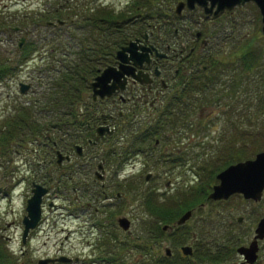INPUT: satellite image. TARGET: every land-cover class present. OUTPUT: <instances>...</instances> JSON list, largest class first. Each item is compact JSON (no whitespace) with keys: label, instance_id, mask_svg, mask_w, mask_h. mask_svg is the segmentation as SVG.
I'll return each instance as SVG.
<instances>
[{"label":"rangeland","instance_id":"1","mask_svg":"<svg viewBox=\"0 0 264 264\" xmlns=\"http://www.w3.org/2000/svg\"><path fill=\"white\" fill-rule=\"evenodd\" d=\"M62 1L0 0V67L19 65L15 72L9 74V72H12L9 71L0 75V123L3 121L5 115L11 113L9 111L15 109L14 105L31 103L33 99L38 98L42 94L45 85L48 84L47 81L50 78L39 71V66L43 62V59L39 60V55H46L48 45L40 48L37 47V49H29L28 45H26L33 35L36 36L38 33L45 32V28L34 26L36 21L34 18L36 17H32V21L29 16H34L39 11H43L44 8L50 9L52 12V8L56 6L55 3H58L59 6ZM130 1L95 0L96 3H104L106 6L112 7L115 12L123 9L127 5V2ZM177 1L167 0L170 3L169 10H171V7L173 10L175 9ZM58 11L60 13L54 12L58 16H50L49 19L55 18L62 24L65 20L61 16L65 15L61 8ZM232 11V14L223 12L215 19H212V21H209V23L207 22V26L212 25L210 28L215 30L213 34L216 35L212 37L213 46L210 48L211 52L223 48L225 51L215 53L214 55L219 59L223 54L227 53L229 56L222 57L226 59L232 55L239 54L248 46L256 47V50L262 57L260 62H263L264 37L261 31L260 12L257 6L252 2H248L241 9L234 7ZM183 12L185 15V13H189V9H184ZM195 12H198V10H195ZM171 13L174 12L171 11ZM225 17L235 21V29L229 28L219 33V28L213 27V23L218 20L216 25H222L224 24L223 20H225ZM10 19H14L15 21H11ZM173 20L177 24L183 18L176 19L173 14ZM21 21L24 24L21 25L19 23ZM74 21L77 23L78 19ZM14 23L23 28L13 29ZM68 25L70 26L69 23H65L64 27H68ZM75 27V30H73L75 35L80 36L79 31L83 28ZM85 29L87 28L85 27ZM238 31L240 35L236 36L235 34ZM65 32L66 34L64 35L69 39L71 31L69 32V29L66 28ZM20 37H23L24 40L23 45L18 47V42L22 39ZM77 48L76 44L73 47L68 46L64 53L66 55H73L74 50ZM259 48L260 50H258ZM21 56H26V58L21 60ZM236 63L239 65L238 60ZM48 72L50 73V71ZM31 78L34 81L39 79L40 82L37 80L38 82L32 85L31 89L29 88V90L21 93L18 89V81L22 80L27 83ZM221 103L208 102L207 105L201 106V108H196V106V109L190 110L187 126L178 127L177 125L176 129L172 128L169 130V138H163L160 145L167 152L169 151V155L167 154L169 157L168 163L159 162L160 160H157L154 155H150L149 158L145 157L143 156L144 151L137 154L134 160L135 166L127 168L124 174L127 175L134 186L137 185L139 187H132L131 190H128L129 188L126 185V187L120 188L123 192L122 205L118 206L115 204L109 206L110 217L105 221L107 223L101 229L93 226L92 222L94 221L88 219L87 211H76L72 208V202H75L72 189L73 183L68 180L67 176H64L72 172L71 168H67V166L58 168L55 163H48L39 172L38 168L34 165L39 156L36 155L34 157L30 155L31 164L26 165L23 158L25 150L21 148L10 154L8 162L4 156H0V263L37 264L39 258L48 257L54 258V260H50L45 264H111L107 260L102 262L93 260L96 257L102 256L105 258L108 256L115 257L117 263H141L150 254L156 257L158 253H164L166 246H174L178 241H190L192 232H198L200 229L203 230V227L206 230L203 233L205 237L214 235L218 238L219 243H222L223 239L227 238L220 231L224 227L222 224H226L229 218L234 220L239 214L246 216L247 224L241 227L237 225L236 227L242 229V231L239 230L242 234V240L247 242L251 237L256 221L264 215V191L261 200L247 204L242 203L239 197L233 196L225 203L217 202L214 205H207L205 209L194 213L182 225V232L179 233L180 236L166 232L160 238H150L152 244H149L146 241L148 238L147 232L144 230L141 234L142 219L148 222L152 214L146 203L142 200L141 194L144 191L154 189L157 192L159 200L157 201L158 204H155L157 206L154 208L158 207L157 210L162 211L168 209L169 214L166 217H169L167 223H170L173 218L180 215L184 210L186 211L189 206V204H184L180 212L177 205H174L175 208L171 206L175 201L177 204L178 198L169 201L170 197L180 195L181 190H183L182 193L190 194L193 188L201 187V185L205 184L208 191L211 188V184L217 181L216 173L223 169L227 162L232 159L231 156L236 153V150L242 156L241 158H245L252 157L257 151L264 148V105L261 104L255 107L257 109L251 107L247 111L241 110L237 113L228 114L232 111L228 110ZM37 114L40 117H48L47 111L44 110H40ZM130 115L131 112L126 109L125 118ZM189 119L193 121V124L189 123ZM149 121L152 123L157 122L158 124L157 120L146 119L142 121L140 127L132 126L129 129H125V132L133 134L137 133V131H147L152 134V138L146 140L151 144L154 140L153 135L155 130L152 126L148 125ZM145 126L146 128H144ZM130 137H127L124 143L126 148L133 142ZM1 141L4 144L5 139L1 138ZM115 144L119 145V141H116ZM138 145L140 148L146 147V143ZM104 147L101 143L97 144L93 151L100 152ZM39 151L42 154L44 153L41 149ZM206 153L209 154L205 156ZM185 154L188 159L180 164L181 159H175V155L181 156ZM196 155L201 156L197 157ZM168 157L164 156L161 160ZM204 157H206V160L211 161L209 164H206L207 171L210 170L207 176L205 171L199 168V165H202L201 168H203L206 161ZM145 162L148 165L147 167L146 164L143 165ZM148 172L151 173V176L146 180L145 175ZM42 174H46L48 177L52 175L53 178L57 176L61 182L59 186L55 185L52 181L49 182L51 184L50 188L43 193L40 222L34 228H30L23 239V216L27 211L26 200L32 194L33 187L31 180L33 179L38 182ZM166 181H168L167 185ZM207 181H209V185ZM41 185L45 186L44 184ZM86 197L88 195L84 193L82 199L85 201ZM101 199L99 198L98 201L101 202ZM51 201L54 203L53 205H50ZM195 203L193 204L195 205ZM158 205L163 207L160 209ZM124 215L130 219V232L132 234L124 232V228L116 222L117 216ZM200 217H202L201 219H205V222L204 220H200ZM100 221L102 222L103 220L100 219ZM146 224L148 225V223ZM121 235L122 237H126V239H122V242L118 239ZM143 244H148L147 250L140 249V245L143 246ZM62 256L71 257V259L67 262L57 259ZM263 256L264 254L262 253L261 257ZM204 258H206L204 259L205 261L210 259L206 255Z\"/></svg>","mask_w":264,"mask_h":264},{"label":"flooded vegetation","instance_id":"2","mask_svg":"<svg viewBox=\"0 0 264 264\" xmlns=\"http://www.w3.org/2000/svg\"><path fill=\"white\" fill-rule=\"evenodd\" d=\"M198 7L201 8L202 6L196 5L194 9L192 8V10H189V13L185 14H194L195 10H198L200 18L193 17L191 20L183 19L182 21L177 22V24L174 23L173 14L175 12L171 7V10H169L168 22L166 21L165 23L166 28L158 26L153 30L152 26L147 27L140 35H137L122 44L125 45L130 40L139 38L140 40L138 44L148 47L146 51H143L147 52V55L146 57L144 56L141 63H135L131 58L125 62H119L117 50L122 46L121 45L114 52L113 58L103 67L98 69L96 75L108 65L121 68L120 63H123L128 71H123L121 81L115 82L116 85H120L122 82L124 85L115 88L109 96L105 95L104 97H100V95H97L94 98L92 94V82L96 75L90 81L89 88L85 92V99L89 102L88 110L89 108L91 109L92 116H85L87 118L84 119L85 125L78 132L80 137L78 141L70 142L65 147L62 144L57 146L59 142L58 140L53 139L54 132L45 131L38 133L37 136L39 137H36V140L32 142L28 141L23 148V150H25L23 158L25 159L24 162L26 165L31 164L29 158L30 155L34 157L36 155L39 156V159L34 163L39 172L43 170L48 163H55L58 168H64V166L71 168L72 172L69 174L68 180L73 183L72 189L75 202H72V208L76 211H87L88 219H92L94 221L92 222L93 226H97L98 229L105 226L107 223L105 221L110 217L109 206L115 204L118 206L122 205L123 192L120 188L126 187V185L129 188L138 187L137 185L134 186L127 175L124 174V171H127V168L135 166L134 160L138 153L144 151V155H142L145 157L149 158L150 155H154L161 163L169 162V157L167 156V154L169 155V151L167 152V150L160 147L162 139L165 137L169 138V127H167V125H169V97L174 95L178 90L180 82L195 78L199 74V70L206 69L207 65L205 60L207 57L209 58L211 56L210 48L213 46L212 37L214 35L213 31H215L210 28L212 25L207 26V22L209 23V21L215 19V16H219L224 11H228L222 10L217 15H213L212 13L202 14ZM184 9L188 8L184 6L182 13H184ZM171 11L174 13H171ZM203 18L205 19V22L201 21ZM217 23L218 20L213 23V27H218V31H220L219 33L227 30L224 24L216 25ZM21 38L23 39V37H20V39ZM22 45L23 41L21 44L18 42V47H21ZM138 50H141L140 45L138 46ZM127 55H129V53H127ZM140 55L143 56V53ZM45 56L46 55H39V60L44 59ZM11 73L13 72H9V74ZM37 80L40 82L39 79ZM37 80L34 81L33 78L28 80L27 82H29L30 85L26 91L29 90L32 85L36 84L38 82ZM20 81L22 80L18 81L19 91ZM112 81L113 79L111 78L109 83L111 84ZM20 92L23 93L24 91ZM126 109L131 112V115L127 118H125ZM83 110L85 111L86 109ZM155 113L157 114L152 115ZM47 115L48 117L51 116L50 110L47 112ZM146 119L158 121V124L157 122H148V125L152 126L155 130L153 135L154 140L151 144H149V141H146L147 139L152 138V134L147 131H137V133L133 134L125 132V129H129L132 126L140 127L142 121ZM101 126H104L102 132L99 130ZM144 128H146V126ZM129 136H131L130 139L134 140L136 146L131 145L126 148L124 143ZM116 141H119V145L115 144ZM100 143L105 147L100 152H94V147ZM140 143H146V147L140 148L138 145ZM78 145L81 146L80 152H78L77 149ZM43 146L48 148V152L50 149V152L48 153V155H50L49 158L45 153H43V157V154L39 151L40 149L42 150ZM58 151L61 153L60 161L57 160ZM164 156L168 158L161 160ZM175 159H181V164L187 160L188 157L185 154L176 156ZM144 164H146V167L148 166L146 162L143 163V165ZM201 167L202 165H199L200 169H202ZM150 174V172L146 173V180L149 179L151 176ZM38 180L39 183L45 184V174H42L41 178ZM47 180L49 186H51L49 183L50 181L57 186H59V183L61 182L57 176L53 178L52 175L48 177ZM31 181L32 185L34 182H37L33 179ZM214 183L211 184V188L208 191L204 185H201V187L198 186L193 188L190 194L182 193L183 190H181L180 195H173L170 197L169 201L178 198L177 204L176 201L173 204L170 203L172 208H175L174 205H177L181 212L183 205L189 204L187 210H190L191 214L181 223H177L176 221L185 210L181 212L180 215L173 218L169 223V233L180 236L179 233L182 232V225H184L194 213L205 209L207 205H214L217 202L225 203L233 196L239 197L242 203L245 204L259 201L244 197L241 193H233L228 198L215 199L209 197V193L212 190ZM167 184L168 181H166V185ZM170 188L172 187L170 186ZM84 193L88 195L85 201L82 199ZM99 198H102L101 202L98 201ZM193 203H195V205ZM53 204L54 203L51 201L50 205ZM118 217L119 216L116 217L117 224ZM262 217H264V215L256 221L251 237L247 242L242 240V234L239 232V230L242 231V229L239 228L247 224L245 215L239 214L234 220L229 218L226 224H222L224 227H222L220 231L222 233L230 231L234 236V238L232 237L231 239L233 246L224 244L225 241L230 239L229 237L223 239L222 243H219L218 238L214 235L205 237L203 234L206 231L205 227L198 232L193 231L190 241H178L174 246H169L170 263H264V256L261 257V254H264V237L257 240V250L253 260H248L245 254L238 250L239 247L247 246L253 240L255 236V228ZM201 218L202 217H200V220H204L205 222V219ZM100 219L103 221L101 222ZM237 225L240 227H236ZM123 231L127 234H132L130 232V226L126 230L123 229ZM123 238L126 239V237H122V235L121 237H118L120 242L123 241ZM184 244L191 245V253H184L182 251L181 246ZM223 247L227 249L229 248V251L226 250L224 252H219ZM208 250L217 254L218 259H209L208 261H205L204 257ZM93 260L102 262L107 259L102 256L96 257Z\"/></svg>","mask_w":264,"mask_h":264},{"label":"trees","instance_id":"3","mask_svg":"<svg viewBox=\"0 0 264 264\" xmlns=\"http://www.w3.org/2000/svg\"><path fill=\"white\" fill-rule=\"evenodd\" d=\"M127 3L123 9L115 12L112 7H108L104 3H96L95 0H63L59 6L58 3H55L56 6L52 8V12L50 9L44 8L43 11H39L34 16H29L32 21V17H36L34 18L36 19L34 26L44 27L45 32L38 33L36 36L33 35L26 45L29 49L48 45L46 58L44 57L43 63L39 66V71L50 80L47 81L48 84L45 85V89L38 98L33 99L29 104L14 105L15 109L9 111L11 113L4 116L3 121H1L0 156H4L7 162L11 153L16 152L19 148L23 150L28 141L32 142L36 140V137H39L37 134L40 132H54L53 139L59 142L57 146L62 144L65 147L70 142L78 141L80 139L78 132L85 125L84 119L87 118L85 116H92L91 109L89 108L90 112L88 110L89 102L85 99V92L89 88L90 81L98 73V69L113 58L116 49L129 39L140 35L145 28L150 26L153 30L158 26L166 28L165 23L169 19L170 5L167 0H131ZM60 8L65 15L61 16L65 20L64 23H49L48 20H56L55 18L49 19V17L58 16L57 13H60L58 11ZM199 9L204 14L201 8ZM232 12V10L224 11L227 14H232ZM174 16L176 19L182 17L187 20H191L193 17L200 18L199 12L189 15L174 13ZM77 19L78 22L76 23L74 20ZM10 20L15 21L14 19ZM201 21L205 22V19L203 18ZM19 23L24 24L22 21ZM65 23H69L70 26L64 27ZM223 23L227 30L229 28L235 29V21L225 17ZM15 25L17 24L14 23ZM75 26L83 28L79 31L80 36H76L74 33ZM66 28L69 29V32L71 31L69 39L64 35ZM235 35H240V32L238 31ZM74 44L78 46L74 50V54L66 55L64 53L66 47H73ZM221 51L225 50L221 48L217 51H210L211 56L205 60L206 69L199 70L197 77L180 82L178 90L169 97V130L177 125L178 127L187 126L190 110L196 106V108H201L208 102H222L223 106L232 111L228 114L237 113L241 110L247 111L251 107L257 109L255 107L264 105V61L260 62L262 57L256 47L248 46L239 54L226 59L222 58L229 56L225 53L218 59L214 54ZM25 57L21 56L20 59L24 60ZM237 60L239 65L236 63ZM17 66L0 67V75L4 72H15ZM245 72L246 74H244ZM40 110L47 112L50 110L51 116L40 117L37 114ZM189 123L193 124V121L189 119ZM1 138L5 139L4 144H2ZM131 145L136 146L134 140ZM42 151L48 155L50 149L48 152V148L43 146ZM208 154L206 153L205 156ZM239 154L238 151L232 154V159H229L227 164L242 159ZM49 157L50 155H48ZM204 158L206 160V157ZM206 161L201 170H204L207 176L210 170L207 171L206 164L211 161ZM64 176L69 177V174ZM45 178L47 180L48 175L45 174ZM207 183L209 185V181ZM204 186L207 188L206 184ZM141 197L152 213L148 222L142 219L141 234L145 230L148 234L146 241L152 244L150 238H160L164 233H169L168 229H162V225L169 221V217H166L169 213L168 209L162 211L157 210L158 207L154 208L159 200L154 189H147L141 194ZM160 205L158 206L161 209L163 206ZM224 236L230 238L224 244L233 246L231 239L234 236L231 232L224 233ZM112 238L114 239V237ZM140 247L142 250H147L148 244L140 245ZM226 250L229 251V248L223 247L219 252ZM206 256L210 260L218 259V255L209 250ZM169 258L165 252L156 254V257L150 254L146 258L147 260L145 259L146 261L143 259L141 263L133 264H188L170 263ZM106 259L111 264H127L117 263L115 257L111 256L106 257Z\"/></svg>","mask_w":264,"mask_h":264},{"label":"water","instance_id":"4","mask_svg":"<svg viewBox=\"0 0 264 264\" xmlns=\"http://www.w3.org/2000/svg\"><path fill=\"white\" fill-rule=\"evenodd\" d=\"M248 1H253L259 9L260 20H261V31L264 37V0H179L175 5V12L180 14L182 8L187 6L188 8H194L195 4L201 5L206 13L212 12L213 14H218L222 10H231L234 6L243 5ZM17 29L18 27H13ZM139 38L135 40H130L127 44L122 45L117 50V57L119 62H125L130 58L133 59L135 63H141L144 56L146 57L148 47H144L138 44ZM21 44V42H20ZM140 45L141 50H138ZM129 53V55H127ZM143 53V56L140 54ZM121 68H117L113 65H108L104 67L101 72L95 76L92 82L93 87V97L97 95L104 97L109 96L113 90L117 87H122L124 83L116 85V81H121V76L123 71H128L125 65L120 63ZM113 79L112 83H109L110 79ZM20 91H25L29 87V83L20 82ZM104 126L99 128L102 132ZM78 152L81 150V146H77ZM61 153L57 152V160L60 161ZM216 177L218 181L213 184L212 190L209 193V197L218 198H228L233 193H241L244 197L252 198L253 200H260L262 197L264 189V148L257 151L254 156L232 162L217 172ZM47 188L39 183H35L32 188V195L27 200V213L23 217L24 229H23V239L27 235L30 227H34L41 216V200L42 195L45 193ZM191 214L190 210L185 211L178 219L177 223L184 222ZM240 219V217H239ZM118 224L127 229L130 226V219L127 216L118 217ZM168 224H163L162 228H168ZM264 237V217H262L255 228V236L253 240L247 245L239 247L238 250L243 252L248 260H253L255 257V252L257 250V240ZM184 253H191L192 247L189 244H184L181 246ZM165 253L169 255V246L165 247ZM58 260L68 261L71 258L62 256L58 257ZM54 258H40L37 264H45Z\"/></svg>","mask_w":264,"mask_h":264}]
</instances>
